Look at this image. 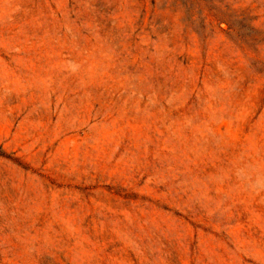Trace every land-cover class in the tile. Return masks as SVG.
Listing matches in <instances>:
<instances>
[{
  "label": "rangeland",
  "instance_id": "374dc122",
  "mask_svg": "<svg viewBox=\"0 0 264 264\" xmlns=\"http://www.w3.org/2000/svg\"><path fill=\"white\" fill-rule=\"evenodd\" d=\"M0 264H264V0H0Z\"/></svg>",
  "mask_w": 264,
  "mask_h": 264
}]
</instances>
